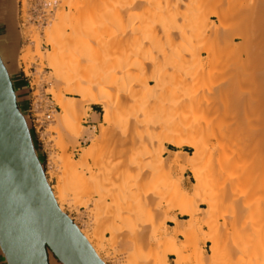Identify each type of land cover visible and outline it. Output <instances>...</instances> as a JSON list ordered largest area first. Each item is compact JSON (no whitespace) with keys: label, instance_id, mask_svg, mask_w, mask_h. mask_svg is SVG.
<instances>
[{"label":"rangeland","instance_id":"1","mask_svg":"<svg viewBox=\"0 0 264 264\" xmlns=\"http://www.w3.org/2000/svg\"><path fill=\"white\" fill-rule=\"evenodd\" d=\"M160 1L161 0H154L155 3ZM210 1V7L208 3L207 6L204 4V6L195 8V10H200L201 21H204V23H185L188 27V36H190V38H185L181 34H157L155 29L159 23H153L148 17L147 12L149 8L143 4L144 6H141L140 9H130L128 0H60V4L54 9L47 23L43 24L28 20L29 18L25 11V0H22V13L19 11L20 5L18 4L19 23H17V33L15 36L18 39V43L15 46L13 59L17 75L14 73L11 77L13 80L16 78L19 79V81L22 82V86L25 88V100L24 102L21 100L18 102L19 109L29 123L35 152L44 169L47 180L53 189H56L60 180L59 178L63 176V174L71 172L69 169L67 171L65 170L66 168L63 169L62 167L61 163L64 165L68 164L66 159L71 160L72 163L75 162L72 168L70 165L68 166L71 168L70 170H74L77 164L76 161H84L83 159L86 158V164L81 165V162H79L80 164H77L78 166H76L75 170L79 174L84 173L86 178L88 177L87 175H89L85 170L87 169L86 166L91 168L93 172L95 168L94 174L98 173V170L99 172H103L104 170L107 171V173L104 172L106 175H103L102 178L100 177L102 180L104 177L105 179L107 178V182L104 180L103 183L100 179L101 183H96V181L99 180L97 177L100 173L91 179L93 180L96 178L93 180L95 182L87 178L90 184L85 187L79 195L78 193L77 195H71V197H73L71 201L75 200L73 201L74 203H65L63 205L64 211L82 227L84 222L88 219L87 216H89V213L85 212L86 207L82 202L88 201L87 205L89 204L88 206L93 208V204L88 196L92 193L99 194L107 189V197L99 203L107 205L108 217L107 219L101 218L97 225V233L102 234L106 240L104 252L107 253V264H247V262L248 264H254L249 255H247L248 252L245 254L246 251L243 252L241 250L242 252H239V249L233 250L228 244V241L225 240L228 239V232L225 231L226 224L224 223L222 208L216 202H213L211 206L203 203L199 197L200 194H203L199 186L196 187L199 193L194 194V187L197 186V181L191 167L192 160L190 156L195 153V149L185 144L178 146L166 142L163 139L166 134H162L161 125L146 126L144 124L146 120L161 121V119L165 120V118H167L165 121H168L170 118V121L175 119V121L182 120L181 122L185 124L189 123L190 120H193L194 117L197 116L198 110L195 105L187 101L190 105L186 102L179 103V106L177 104V106H174V103L172 106L166 107L168 110H165V113L163 112L164 114L161 112V115L158 112L155 113V110L152 111V109L143 113L140 107V100L142 98L141 85L137 83L129 85V81L132 80H138L143 84L148 82L153 85L150 78L152 75H158L164 84L166 83L164 86L165 88L167 87L166 90L170 89V91H174H169L170 93L165 91L166 95L167 93L175 95L174 93L181 92L182 87L180 82L177 81L176 83L175 80L172 79L171 69L174 67L173 64H175V61L169 53L171 47L178 46L182 47L183 55L186 59H191L196 55L204 59L206 58L205 60L203 59L206 68L217 74L215 76L216 80L221 78V76H219L221 74L220 59L228 54L224 49L225 41L233 37V35L239 31L246 32L248 28L251 30L248 23V18L251 14L245 17V19L242 18L240 21L239 17H237V15L235 16V14L238 10L237 8L240 7L241 4L238 0H229L230 3L234 2V4L227 7L230 9H228L225 14L222 24L217 22L215 23L216 25H213V20L215 18L211 16L213 12L211 10H219L221 5L223 6L225 3L223 4L219 0ZM145 7L147 9H145ZM175 9L176 7L171 8V10ZM193 9H190V11ZM61 12L68 13V17L71 16V19L67 20L65 23H58L61 29H57L59 31L57 33L58 38L56 37L57 45L60 43V45L57 46L60 56H58L59 59L57 61H59L58 64L61 66V70L70 84L67 85L62 81L58 85L54 84L53 86V84H51V72L53 70L48 66L45 59L47 53L53 51V47L48 43L44 32L49 26V23L57 17V14H61ZM206 18L207 21L205 20ZM137 19L139 21H136ZM108 20H110L109 23H107ZM210 21L212 22L210 23ZM150 34H153L151 39H149ZM33 37L39 40L37 42L38 46L35 45L36 42L32 40L34 39ZM27 49L29 50L28 52ZM156 49L163 50L166 56H158ZM207 49L210 52L209 56L206 54ZM24 54L27 56L26 59L23 58ZM238 56L239 55L231 56L230 61L236 60ZM145 59L153 60L155 64L151 66L149 62L144 63L143 60ZM4 62L7 65L8 62L6 63L5 60ZM7 67L9 73L13 72L12 67L9 65H7ZM84 73H87L88 76L94 80L107 79V83L113 84L109 86L110 92L111 94L113 93L114 97L110 98L111 100L114 99L112 103H115V105L112 104L113 108H111V110L114 115L111 113L110 116L113 115L111 119L108 122L104 121L106 113L102 104L85 102L83 103V108L87 107L86 113L81 112V114H79L78 125H75V129L73 128V134H68V132L62 128L55 127L53 120L39 128L35 127L34 121L32 120L33 115H42V111L38 113L35 112L36 103L38 101L41 102L43 111L50 105L53 119L54 112L62 111L57 104L55 95L64 93L68 98H78L77 95L75 96V94L65 90L77 84L80 75ZM49 84L53 86V92L49 91ZM122 89H126L129 97H127V95H125L126 97L118 96L117 92ZM215 101L223 102L224 100L222 96H217L215 97ZM91 106H96L100 115L95 126L87 127L86 117ZM132 117L136 120H133ZM137 120L138 122L136 123L135 121ZM140 120L145 122L143 124H138ZM77 126L81 127L77 129ZM105 128H107V140L104 141L105 143H99L100 145L98 144L95 148L88 151V156L84 155V158H80L83 155H81V152L92 144L91 140L93 138H101V129ZM177 136H188V134H180ZM192 136L196 140L200 138L199 133H194ZM98 146H101L103 149L101 150ZM166 147L168 150L165 149ZM96 148L97 150H95ZM92 150L100 152L99 155H94L95 151L92 152ZM147 153L154 155V161H152L153 159L150 157L151 154L149 155ZM103 154H105L104 156L107 158V168L104 166L105 162H103L104 165L101 163L102 160L105 161ZM62 155H65V159H63L64 157H62ZM58 156L59 158L61 157L62 160L59 159L58 162L54 164L53 161ZM90 156L92 158H90ZM101 157H103V159ZM141 157L142 160L147 157L145 161H142L143 164H141V167L142 165H146V167L140 168L144 170L143 172L139 171L140 173L138 171H133L132 177H135L134 180L137 181L135 182L137 184H135L137 187L135 191H142L141 194H144L148 189H150L149 191L155 192L157 190H162L161 193L159 191L156 193L159 194V198L157 197L158 195H155L153 199L152 197L149 198L146 202L147 205L145 206V210L143 207L146 203L141 199H137L135 196L137 192L134 195V193L126 190V185L123 182L125 178L122 177L124 176V168L130 165V159L134 161L138 158L137 160L140 161ZM79 158L80 160L78 161ZM133 158L135 159L133 160ZM64 160L67 161V164L64 163ZM157 160L158 162L160 160L164 166H158V163H155ZM95 163L96 165H94ZM99 166H102L100 167L101 170ZM147 167H152V170L148 172L146 169ZM97 168L99 169L97 170ZM62 170H64L65 173ZM151 171L154 174H152ZM141 173L144 174L145 177H143L145 179L140 176ZM146 173L151 176L146 178ZM117 174L121 175L119 176ZM142 178L146 181L143 190L141 187L145 181L141 180ZM153 178L154 180H152ZM149 180L153 182L152 185V182H149L151 186L148 184ZM155 180H160V184L156 183L157 181ZM141 181H143V184L140 186L139 182ZM99 183H103L102 185L107 186V188L99 185ZM160 186L162 189H159L161 188ZM106 193L103 192V194ZM97 194L95 198H98ZM161 194L162 197L160 196ZM158 200L159 202H157ZM151 201L152 203H150ZM80 202L82 205H79L81 204ZM154 202L157 203L154 204ZM100 204L98 205L99 207L101 206ZM151 204H154L153 207ZM156 205L159 207L154 209ZM187 208L190 210L194 208L191 210L194 214V225H190L188 214L183 212L187 210ZM176 216L180 218L181 221L177 220V222L174 223L177 225V223L180 224L181 222V228L179 225L178 227L180 232L182 234L185 233V235H182L179 229L175 228L177 227L176 225L172 227V221H174L172 217L176 218ZM142 219L143 223L141 222ZM147 220H154V223L150 222V224L146 226L145 224L149 223ZM152 224L153 226L150 227ZM141 225H143V227H141ZM187 226H193V228ZM222 226L225 227L224 231ZM186 227L188 234L185 230ZM183 228L185 231L182 232ZM173 229L176 232H174ZM139 231L142 234H140ZM172 232L176 234L173 236ZM222 232H225V235L227 233V235L225 236ZM221 237L222 243L220 242ZM164 238L168 240L163 242ZM161 240L165 245L160 242ZM221 244L225 245L223 246ZM226 246L227 248L224 249ZM228 247L229 250L231 249V252H235L234 256H232L233 252L231 253L227 250ZM172 248L174 249L172 250ZM178 251H180V254H178ZM238 254V260L233 259L237 257ZM242 254L244 256H242ZM241 256L243 258L246 257V259H242ZM138 259L140 260L138 261ZM56 261L57 259L49 253L50 264Z\"/></svg>","mask_w":264,"mask_h":264},{"label":"bare ground","instance_id":"2","mask_svg":"<svg viewBox=\"0 0 264 264\" xmlns=\"http://www.w3.org/2000/svg\"><path fill=\"white\" fill-rule=\"evenodd\" d=\"M219 1L225 4L223 5L224 7L221 5V8L219 10L218 9L211 10L213 11L211 16L215 18L213 20V25H216L215 23L217 22L222 24L225 14L227 13L228 9H230L227 7H229L231 4L232 5L234 4V2L230 3L231 0L230 1L219 0ZM209 2L211 1L210 0H161L160 2L155 3L154 0H128L130 9H137V8L140 9V7L144 5L149 8L148 9L149 11L147 12L148 17L151 19L153 23H159L155 29L157 34L158 33L175 34V35L181 34L185 38H190V36H188V27L185 25V23H204V21H201L200 10L198 9L195 10V8L204 6V4H206L205 6H207ZM238 2L241 4V6L237 8L238 10L236 11L235 16L237 15V17H239L241 21L242 18L245 19V17L251 14V16L248 18V23L250 25L251 30L248 28L246 32L236 31L237 33H235L233 37L228 38V40L225 41L224 49L228 54L227 56H224L223 58L220 59V66H221V72H220L221 74L219 75L221 76L220 79L216 80L215 76L217 74L206 68V64L204 63V60L206 58L204 59L199 55H196L191 59H186L185 56L183 55L182 47L178 46V47H171L169 53L170 56H172L175 61V64H173L174 67L173 66H172L173 68L171 67L172 79L175 80L176 83L177 81L180 82V85L182 87L181 92L174 93L175 95L173 94L170 95L169 93L172 90L171 91L170 89L166 90L167 87L166 88L164 87L166 83L164 84V82L158 75L151 76L150 79L153 82V85H151L148 82H145L143 84L140 83L138 80L129 81V85H133L134 83L141 85L140 87L142 91V98L140 100L141 101L140 107L143 113H146L147 111L152 109V111L155 110L154 111L155 113L158 112L161 115L165 110L166 111L168 110L166 107L172 106L174 103L175 106L176 104L178 105L179 103H186L187 101H189L195 105V107L198 110L197 116H195L193 120H190L189 123L185 124L181 122L182 120L175 121V119L173 121H170V118L168 119V121H165L167 118H165V120L159 118L161 119V121H157V120L147 121L145 119L146 122L140 120L138 124H143L145 122L144 124L146 126L161 125L162 134H166L163 138L166 142L178 146L185 144L195 149V153L192 156H190L192 160L191 167L193 169L194 172L193 174L197 181V186L194 187V194L199 193L198 188H196L199 186L202 189L201 191L203 192V194H200L199 196L203 201V203H205L208 206H211L213 202H216L222 208L223 217L225 221L224 223L226 224L225 231L228 232V236H227L228 239L225 240L228 241V244L233 248V250L239 249L238 250L239 252L246 251L245 254L248 252L247 255H249V257L252 259L254 264H264V0H238ZM208 6L210 7V3ZM146 7L145 9H147ZM174 7H176V9L171 10V8ZM190 9L193 10L190 11ZM50 17L51 16L47 17V19H49ZM70 17L71 16L68 17V13L65 12H61V14L59 15L57 14V17L49 23V26L46 28L44 32L48 43L51 44L53 47L52 49L53 51H49L45 58L48 66L53 70L51 72V81H52L51 84H53V86L54 84L58 85L62 81H64L65 84L67 85L70 84L68 79L65 77V75L62 72L61 66L58 64L59 61H57L59 59L57 46L60 45V43L57 45V40H56L58 38L57 37V33L59 32L58 28L61 27V26L59 27L58 25L60 23H65L67 20L71 19ZM76 20H81V19H76ZM205 20L207 21V18ZM109 21L110 20H108L107 23H109ZM136 21L139 20L137 19ZM211 22L212 21H210V23ZM152 35L153 34H150L149 39H151ZM32 40L36 42L35 45L38 44L37 43L39 41L38 39L34 38ZM28 51L29 50L27 49V52ZM156 52L157 55L160 57L166 56V53L163 50L156 49ZM209 53L210 52L207 49L206 50L207 56L210 55ZM26 55L24 54L23 58L26 59L27 57ZM234 55H239V56L236 60L230 61L231 59L230 57ZM143 62L144 63L149 62L151 66L155 64L153 63V60L145 59L143 60ZM111 85L113 84L107 83V79L94 80L90 76H88L87 73L80 75L79 82L65 90L67 92L75 94V96L77 95L78 98H68L64 95V93L56 94L55 97L57 100V104L60 106L62 111L54 112L53 119L48 120L47 123L53 120L55 127L58 128L60 127L63 130L67 131L68 134H73L74 133L72 131L73 128L75 127V125H78L77 122H78L79 114H81V112L86 113L87 107L85 106L86 108H83L84 105L83 103L85 102L102 104L104 111L106 113V114L104 113L105 114L104 121L108 122L111 119V117L114 115V113H112L113 111L111 110V108H113L112 104L115 105V103H112L114 99L111 100L110 98L113 97V93L111 94L109 89V86ZM53 86L49 84L50 88L49 87L48 88L50 92H53L52 90ZM126 89H122L121 91H118L117 92L118 96L120 95L121 97L127 95L128 93L126 92ZM165 91L166 92L170 91V92L167 93L166 95ZM14 94L16 98L17 96L15 90H14ZM214 96L215 97L222 96L224 101L217 102L215 101ZM127 97L129 96L127 95ZM188 105L190 104L188 103ZM111 113L113 114L112 116H110ZM24 119L31 136L29 123L25 116ZM132 119L136 120L133 117ZM135 122L137 123L138 120ZM78 127L79 126H77V129ZM101 130H102L101 138L99 137L100 135L98 136L99 139L96 138L97 140L93 138L94 141L92 139L91 140L92 144L88 148H86L87 150L85 149L84 151L81 152V155L82 154L83 155L82 156L80 155L81 156L80 158H84V155L88 156L89 155L88 151L90 149L95 148L99 143L101 144L107 140V128ZM194 133L200 134V138L198 140H196L192 136V134L194 135ZM180 134H188V136L178 137L177 135ZM31 140H32V136H31ZM101 146H98V148L99 147L101 148ZM102 149L103 148H101V150ZM165 149L168 150L167 147ZM95 150H97V148ZM95 150H92V152ZM97 152L98 151H95L94 155L98 156L100 152L98 153ZM104 155L105 154H103V156ZM64 156L65 155H62V157ZM92 157L90 156V158ZM150 157L153 159L154 155L151 154ZM80 158L78 159V161L80 160ZM101 158L103 159V157ZM146 158L147 157H145V159ZM59 159H61V157L59 158V156L55 158L53 161L54 164L58 162ZM63 159H65V157ZM85 159H83L84 161H79L81 162V165L86 164ZM104 159L105 161L102 160L101 163L103 164V162H105V165L104 164L103 165L106 166L105 168H107L106 156H104ZM134 159L135 158H133V160ZM137 159H135L134 161L130 159L132 163L129 161L130 165L128 164L129 166H127V168H124L125 169L124 176H122L125 178V181L123 180L121 181L125 183L127 188L126 190L130 191L131 193H134V195L137 192L136 194L138 196L135 195L137 199H141L146 203L149 200V198L152 197L153 199L155 195H158L157 197L159 198V194L156 193L157 191L161 193L162 190H157L155 192V191H149L150 189H148V191L144 194L143 193L141 194L142 191L141 192L138 190L135 191L137 189V187L135 186L136 184L135 182L137 181L134 180L135 177L134 178L132 177L133 171L143 172L144 170H141L140 168L146 167V165L145 166L142 165L141 167V164H143L142 161L143 160L145 161V159L142 160V157L140 161H138ZM66 160L68 161V164ZM66 160H64L65 162L64 161L63 162L67 165L61 163L62 167L63 169L66 168L65 170L67 171L69 169V171L71 172H68L66 174L64 170H62L66 175L63 174V176L59 178L60 180L58 185L56 186V189H53L50 186L47 177L45 175L46 181L51 189L53 198L57 203L59 209L63 213H65L67 217L76 225L79 232L88 242V244L91 246V248L93 249L97 257L100 259V261L103 264H107V260H106L107 253L104 252L106 247L105 246L106 240L104 239L102 234L97 233V225L99 223V220H101V218L107 219L108 217L107 205L105 204L103 205L102 203L101 204L99 203L100 201L102 202L107 197V193H106L107 189L103 190V192L106 194H103V192L99 194L97 193L94 194L91 192L92 194L88 196L89 200H91V203L93 204V208H90L88 206L89 204L87 205L88 201L82 202L86 207L85 212L89 213V216H87L88 219L86 222H84L82 227L79 226L73 220V218L64 211V206H63L65 203L70 204L71 202L75 201V200L71 201V199L73 198L71 197V195H77V193L79 195V193L90 184L87 178H90L91 180L93 177H96L95 175L100 173L98 174L97 177V179L99 180L96 181V183H98L102 180L101 178L103 177V175H106L107 171L102 169L104 171L99 172L98 169L102 167L99 166V168H97L98 173L94 174L95 166L93 167L94 172L91 170V168L86 166L87 169L89 168L88 170L85 169L89 173V175H87L88 177L86 178L84 173L79 174L77 171H75L76 166H78L77 164H80L79 162L76 161L77 164L75 165V169L74 170L72 169L73 170L72 172V170L70 169L72 168V165L75 162L72 163L71 160L69 159ZM152 161H154V159ZM155 163H158L157 164L158 166L163 165V163L160 160L159 162L157 160V162ZM61 164H57V165H61ZM69 165L71 166V168L68 167ZM94 165H96V163ZM150 168L148 167L146 168L148 172L149 170H152V167ZM104 172L106 173L104 174ZM147 173L145 174L146 178L151 176V175H147ZM121 174H117V175L120 176ZM140 176L143 177L144 174L141 173ZM143 178L141 180H143ZM106 179L104 177L101 182H103ZM152 180H154V178ZM143 181L139 182L140 186L143 184ZM105 182H107V180ZM149 182L150 180L148 181V184ZM100 183L99 185H102L104 182L102 184ZM145 183L146 181L144 182L143 186L145 185ZM156 183L160 184V180L157 181ZM152 184L153 182L151 183V185ZM102 186L107 188V186L105 185ZM143 186L141 187L142 190L143 188H145V186L144 187ZM159 189H162V187ZM96 194L98 195V198H95ZM160 196L162 197V194ZM157 202H159V200ZM157 202H154V204H156ZM82 203L79 205H82ZM150 203H152V201ZM99 204L101 205L100 207L98 206ZM146 205L147 203L143 207L144 210ZM158 207L159 206L156 205L154 209ZM193 209L194 208H192L191 210ZM189 210L190 209L187 208V210H184L183 212L188 214L189 217L188 220H190L189 221L191 223L190 225H192L193 221H195L193 216L194 214L193 212H191V210L190 211ZM172 218L176 223L177 219L174 217ZM141 222L143 223V219ZM150 222L154 223V220L149 221V223L145 225L146 226L149 225ZM180 224L178 223L177 225L175 224L177 226L175 228L179 229L178 225L180 226ZM152 226L153 224L150 227ZM141 227H143V225H141ZM187 227L185 230L186 233L188 234ZM190 228H193V226ZM224 228L225 227H223V231ZM143 230L145 231L144 228ZM185 230L183 228L182 232ZM140 231L139 233L142 234ZM175 234L173 233L172 235L174 236ZM183 234L185 235V233ZM165 240L167 241L168 239L164 238L163 242H165ZM221 241H222V237L220 242ZM160 242H162V240ZM163 242L162 244H164ZM221 245L224 246L225 244H221ZM225 248H227V246L224 247V249ZM173 249L174 248H172V250ZM227 250H229V247ZM178 252H179L178 254H180V251ZM49 253H51L60 264L63 263L70 264L63 256H61V260H59L50 251L48 252V264H49ZM234 253L235 252L232 253V256L235 255ZM238 256L239 254L237 255V257L233 259H237ZM242 256L244 255L242 254ZM242 259H246V257L245 258L242 257ZM139 260L140 259H138V261Z\"/></svg>","mask_w":264,"mask_h":264},{"label":"water","instance_id":"3","mask_svg":"<svg viewBox=\"0 0 264 264\" xmlns=\"http://www.w3.org/2000/svg\"><path fill=\"white\" fill-rule=\"evenodd\" d=\"M0 249L6 264H103L55 202L0 57ZM64 264V263H63Z\"/></svg>","mask_w":264,"mask_h":264},{"label":"crops","instance_id":"4","mask_svg":"<svg viewBox=\"0 0 264 264\" xmlns=\"http://www.w3.org/2000/svg\"><path fill=\"white\" fill-rule=\"evenodd\" d=\"M17 23H19L18 19V2L17 0H0V57L6 66L7 70L9 65L12 67L11 73H9L13 88L16 93V101L19 107V101L24 102L25 98V88L22 86V82L19 79L13 80L11 75L16 73L14 59L15 46L18 43V39L15 37L17 33ZM6 61L7 65L5 64ZM9 72V70H8ZM17 75V73H16ZM16 81V84H15ZM18 84V85H17ZM20 108V107H19ZM100 112L97 110L96 106H91L90 110L87 112L86 122L87 127H93L97 123V119L99 118ZM178 221H181L180 218L176 216ZM173 226H175L174 221ZM0 264H6L2 251L0 249ZM50 264V262H49ZM51 264H60L59 262H51Z\"/></svg>","mask_w":264,"mask_h":264},{"label":"built area","instance_id":"5","mask_svg":"<svg viewBox=\"0 0 264 264\" xmlns=\"http://www.w3.org/2000/svg\"><path fill=\"white\" fill-rule=\"evenodd\" d=\"M60 3V0H25L26 12L28 15V20L33 21L34 23H47V17L51 16L54 9ZM20 5L19 11L22 13L23 3L22 0H18ZM48 10V11H47ZM51 106H47L46 110H42L41 102L38 101L35 105V112H41L42 115H33L34 126L39 128L47 123L48 120L52 119L51 117ZM57 108V107H56Z\"/></svg>","mask_w":264,"mask_h":264}]
</instances>
